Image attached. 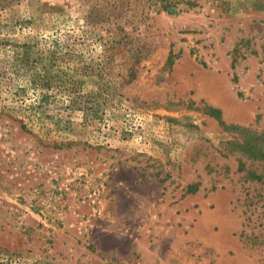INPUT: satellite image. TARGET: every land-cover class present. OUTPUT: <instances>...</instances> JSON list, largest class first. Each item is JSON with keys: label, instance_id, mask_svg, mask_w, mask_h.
Here are the masks:
<instances>
[{"label": "rangeland", "instance_id": "obj_1", "mask_svg": "<svg viewBox=\"0 0 264 264\" xmlns=\"http://www.w3.org/2000/svg\"><path fill=\"white\" fill-rule=\"evenodd\" d=\"M0 264H264V0H0Z\"/></svg>", "mask_w": 264, "mask_h": 264}]
</instances>
